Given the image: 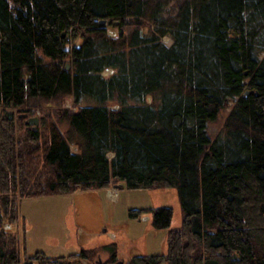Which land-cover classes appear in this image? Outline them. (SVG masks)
I'll use <instances>...</instances> for the list:
<instances>
[{"label": "trees", "instance_id": "1", "mask_svg": "<svg viewBox=\"0 0 264 264\" xmlns=\"http://www.w3.org/2000/svg\"><path fill=\"white\" fill-rule=\"evenodd\" d=\"M103 19L135 23L111 38ZM58 94L78 106L59 115L67 137L19 119L28 101ZM113 183L174 188L182 207L178 229H169L171 208L152 210L154 228L169 229L166 253L136 254L133 264H264V0H0V264L88 259L19 249V234L4 228L20 218L18 192ZM105 250L117 260V245Z\"/></svg>", "mask_w": 264, "mask_h": 264}, {"label": "rangeland", "instance_id": "2", "mask_svg": "<svg viewBox=\"0 0 264 264\" xmlns=\"http://www.w3.org/2000/svg\"><path fill=\"white\" fill-rule=\"evenodd\" d=\"M137 22L146 26L144 19L137 20ZM134 23V20L126 19L122 23V29L107 24L104 26L109 37L116 38L120 33L124 36L130 33L133 30ZM81 40L78 38L69 41L67 49L75 46L79 47ZM161 41L166 47L172 44V40L168 36L163 37ZM70 59L68 57L62 61L67 68H69ZM44 61L46 63L50 62L48 59H44ZM102 75L109 77L112 75V70L106 69ZM84 104L86 102H83L81 106ZM230 107H232V104H230ZM76 108L78 106H75L71 97L58 94L49 99L37 98L28 101L26 104L27 111H25L33 114L29 116L38 118V126L41 132H44L49 125L55 124L59 132L67 137L68 123L63 120L60 121L59 115L64 110L72 111ZM227 110H223L219 114L220 116L209 124L208 135L211 141L222 133L224 121L228 117ZM70 148L73 153L76 151L75 146L71 145ZM111 156L112 154H109V157ZM112 185L114 183L106 190H99L100 192L94 195V200L87 198L90 203H95L90 207V214L96 212L95 215L104 222L103 225L94 222L95 225L97 228L100 227L101 231L111 232L112 237L108 233L98 235V240H100L96 243L94 238L89 237L88 239H90V242L93 241L95 248L87 250L89 252L86 256L88 259H82L80 262L96 264L95 261L100 257L105 262L109 261L112 256L105 248L110 246L107 245L108 243L114 242V238H117L115 242L120 243L122 246L117 260L122 261L123 264H133L132 258L136 254L146 256L165 254L169 229L180 228L183 221L182 207L177 191L174 188L133 191L123 188L118 191L120 195L116 196L118 189L113 188ZM16 198V201H19L17 210L20 218L16 224L11 225L13 228L8 232L14 234V236L19 234V249L22 248L27 256H33L35 252H40L43 257L66 258L68 255L77 253L80 250L77 245L81 238L78 240L80 236L76 227V219L80 217V213L76 212L75 200L72 195L53 194V196L20 199L18 192ZM168 207L172 209V220L168 231L165 229L156 230L153 226L152 210ZM134 209L145 210V213L139 214L132 221L128 215L129 210L133 211ZM98 210L101 211V216ZM70 261L76 262L75 259Z\"/></svg>", "mask_w": 264, "mask_h": 264}, {"label": "crops", "instance_id": "3", "mask_svg": "<svg viewBox=\"0 0 264 264\" xmlns=\"http://www.w3.org/2000/svg\"><path fill=\"white\" fill-rule=\"evenodd\" d=\"M112 187L118 189L117 192H116V196L120 195L118 191H120L123 188H125L122 183L121 184L116 183V184L112 185ZM98 192H100V191L87 190V191H84V192H76L75 194H69V195H72L73 199L75 200V204L74 205L76 207V212L80 213V217L78 219H76L77 232H79L78 235L80 236V237H78V240H79V238H81V241L79 240L78 241V245H77V247L79 246L78 249H80V250L77 249L78 252L79 251H87V250H90V248H92V249L95 248L93 246V241L90 242V239H88L89 237L90 238H94L95 239L94 240L95 243L100 240V239L98 240V235H101V234L106 235V233H108L109 236L112 237L111 236L112 235L111 232H108L107 230L101 231L100 227L97 228V226L95 225L96 223H94V222L100 223V225L104 224V222H102V219L99 220V218L95 215L96 212L90 214V212H91L90 211V207L92 205H95V203L94 204L90 203L87 200V198H91V199L94 200V195H97ZM98 211H99L100 216H101V211L100 210H98ZM132 221H134V220H132ZM116 239L117 238H114L113 239L114 242L112 241L111 243H108L107 245H112L113 243L116 244L117 245L116 256L119 257L118 256L119 250L121 249L122 246H121L120 243L115 242ZM77 253H74V254H77ZM56 258L63 259V257H56ZM52 259H54V258H52Z\"/></svg>", "mask_w": 264, "mask_h": 264}, {"label": "water", "instance_id": "4", "mask_svg": "<svg viewBox=\"0 0 264 264\" xmlns=\"http://www.w3.org/2000/svg\"><path fill=\"white\" fill-rule=\"evenodd\" d=\"M107 23H108V21L105 20V19H103L98 24L100 26H103V25H105ZM117 23L118 22H116V21L114 22V24H117ZM247 94H248V92L246 91L245 92V95H247ZM19 119H26V121H25L26 124L28 123L29 125L34 126V127L38 126V124H39L38 118H36V117H28V114L27 113L26 114L19 115ZM68 264H76V263H68ZM97 264H102V262L101 261H98ZM113 264H122V261H116V262H113Z\"/></svg>", "mask_w": 264, "mask_h": 264}, {"label": "flooded vegetation", "instance_id": "5", "mask_svg": "<svg viewBox=\"0 0 264 264\" xmlns=\"http://www.w3.org/2000/svg\"><path fill=\"white\" fill-rule=\"evenodd\" d=\"M98 261H101V257L95 262L97 263ZM101 262L102 264H113L112 262H105V261H101Z\"/></svg>", "mask_w": 264, "mask_h": 264}]
</instances>
